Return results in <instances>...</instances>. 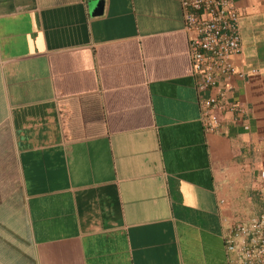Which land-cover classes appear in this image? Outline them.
<instances>
[{
  "label": "crops",
  "instance_id": "0c3cea01",
  "mask_svg": "<svg viewBox=\"0 0 264 264\" xmlns=\"http://www.w3.org/2000/svg\"><path fill=\"white\" fill-rule=\"evenodd\" d=\"M99 1L0 0V264H227L264 213V0H231L209 132L178 0Z\"/></svg>",
  "mask_w": 264,
  "mask_h": 264
},
{
  "label": "built area",
  "instance_id": "2783aa9c",
  "mask_svg": "<svg viewBox=\"0 0 264 264\" xmlns=\"http://www.w3.org/2000/svg\"><path fill=\"white\" fill-rule=\"evenodd\" d=\"M188 37V63L197 92L199 121L212 131L215 111L233 110L227 95L239 52L237 12L231 0H178ZM216 90L210 93L209 90ZM264 199V170L259 172ZM227 264H264V213L236 221L221 233Z\"/></svg>",
  "mask_w": 264,
  "mask_h": 264
},
{
  "label": "water",
  "instance_id": "95a60500",
  "mask_svg": "<svg viewBox=\"0 0 264 264\" xmlns=\"http://www.w3.org/2000/svg\"><path fill=\"white\" fill-rule=\"evenodd\" d=\"M97 1H99V0H97ZM99 3H100V1H99ZM100 10L98 9V12H99Z\"/></svg>",
  "mask_w": 264,
  "mask_h": 264
}]
</instances>
